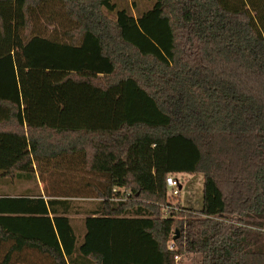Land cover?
I'll use <instances>...</instances> for the list:
<instances>
[{
    "label": "trees",
    "instance_id": "obj_1",
    "mask_svg": "<svg viewBox=\"0 0 264 264\" xmlns=\"http://www.w3.org/2000/svg\"><path fill=\"white\" fill-rule=\"evenodd\" d=\"M0 183V264H264V0H0Z\"/></svg>",
    "mask_w": 264,
    "mask_h": 264
},
{
    "label": "rangeland",
    "instance_id": "obj_2",
    "mask_svg": "<svg viewBox=\"0 0 264 264\" xmlns=\"http://www.w3.org/2000/svg\"><path fill=\"white\" fill-rule=\"evenodd\" d=\"M68 179L74 183L78 184L79 179L77 175L68 176ZM178 179L182 182V188L180 194L173 198L175 204L182 205L187 208H192L198 210L202 207V195H203V182L204 176L202 173L197 174H184L179 175ZM42 184V183H41ZM43 186V184L41 185ZM91 200V199H89ZM88 202V201H86ZM80 220L78 222L79 227H81V216L78 215L76 220ZM179 264H196L195 257L193 254H188L179 260Z\"/></svg>",
    "mask_w": 264,
    "mask_h": 264
},
{
    "label": "built area",
    "instance_id": "obj_3",
    "mask_svg": "<svg viewBox=\"0 0 264 264\" xmlns=\"http://www.w3.org/2000/svg\"><path fill=\"white\" fill-rule=\"evenodd\" d=\"M166 183L171 189L172 197L178 196L180 194L182 187H180L181 186L180 182L174 176H172V175L168 176L166 178ZM169 248L172 250L175 249V245H174L173 241L169 242ZM178 259H179V257L176 256V260H178Z\"/></svg>",
    "mask_w": 264,
    "mask_h": 264
},
{
    "label": "crops",
    "instance_id": "obj_4",
    "mask_svg": "<svg viewBox=\"0 0 264 264\" xmlns=\"http://www.w3.org/2000/svg\"><path fill=\"white\" fill-rule=\"evenodd\" d=\"M42 184H40V187L42 188L43 186H41ZM3 189H8L7 186H5L4 184L0 183V190H3Z\"/></svg>",
    "mask_w": 264,
    "mask_h": 264
},
{
    "label": "water",
    "instance_id": "obj_5",
    "mask_svg": "<svg viewBox=\"0 0 264 264\" xmlns=\"http://www.w3.org/2000/svg\"><path fill=\"white\" fill-rule=\"evenodd\" d=\"M180 187H182V186H180Z\"/></svg>",
    "mask_w": 264,
    "mask_h": 264
}]
</instances>
